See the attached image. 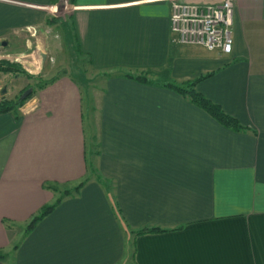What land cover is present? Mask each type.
I'll list each match as a JSON object with an SVG mask.
<instances>
[{
  "label": "crops",
  "instance_id": "1",
  "mask_svg": "<svg viewBox=\"0 0 264 264\" xmlns=\"http://www.w3.org/2000/svg\"><path fill=\"white\" fill-rule=\"evenodd\" d=\"M75 1L66 2L63 34H73L78 60L98 74L89 84L99 85L96 101L89 90L91 158L72 74H53L18 116L0 112V249L9 255L0 264H131V231L149 225L172 230L137 234L135 264H264V0H234L227 53L170 43V0ZM58 2L0 0V49L23 52L7 48L23 30L38 41L28 54L36 64V50L47 53L44 18ZM216 67L195 90L251 132L224 128L161 84L102 76L145 70L151 82L178 83ZM88 163L109 194L88 180L23 238L31 216L57 198L48 185L73 187Z\"/></svg>",
  "mask_w": 264,
  "mask_h": 264
},
{
  "label": "trees",
  "instance_id": "2",
  "mask_svg": "<svg viewBox=\"0 0 264 264\" xmlns=\"http://www.w3.org/2000/svg\"><path fill=\"white\" fill-rule=\"evenodd\" d=\"M56 1V0H54ZM69 3H74L76 2L75 0H67ZM58 6L55 5V10H60V8H57ZM69 17V16H68ZM44 21L46 24H51L54 25L55 23L57 25H62L65 26L63 24L62 21V17L61 16H51L50 14L48 16H46V18H44ZM69 37H71L74 40V48L77 50V52H81L82 50L79 49L77 42H76V38L73 36V34H70ZM88 61V60H87ZM88 65L90 66V61H88ZM222 66V65H221ZM223 67V66H222ZM219 68L216 67V69L214 70H204V72L196 74L190 78H182L180 79V81H178V83H174L173 81H166L164 83H162L161 81H157V82H151L149 81V79L146 77L147 73H149V71H145L143 70L142 73L137 74V73H125L124 71H119L117 74H113V73H104L102 74V76H104L106 78V76H125V78H129V79H134L137 80V82L143 83V82H148L150 84L155 85V83L157 84H161L162 86L166 87L167 89L170 88L174 91V93L176 94H181L184 98H186V100L190 103V104H194L198 107H200V109L204 110V112H206L210 117H212V119H214L217 123H219L220 125L224 126V128L227 129H232L235 130L237 132H243V131H247L249 130L251 132V130L244 126V125H240L238 123V120L236 119L235 116L232 115H228L226 113H224L222 107L219 104H216L214 102H212L207 96H204L201 93H198L197 90H195L194 86L196 85V83L201 80H203L204 78L208 77L209 75H213L216 73V71ZM0 72L4 73V74H16V75H24L27 78H29L32 82L31 83H27L25 84L22 88L20 93L12 95L10 97H8L5 94L0 95V112H12L15 114V116H18L20 113L18 111V108L25 102V99L27 97H30L34 94V92H36L37 89L39 88H43L48 82L54 80L57 78V75H51L50 77H48L47 79L43 80L41 79V75L39 74V72L35 73V74H30L28 73V71H26L24 69V67L22 66V64L19 63H15V61H10L7 59H3L2 57H0ZM32 88L33 91L29 94H27L25 97H23L22 99L19 98L20 94L26 89V88ZM97 154V149H95L94 151V155ZM89 169V175L86 176V178H84L83 180H79L78 182H76V184H74L73 187H63L61 190H59L60 188H58L56 185H48L49 188L51 187L52 190L57 192V198L51 202V204H43L40 207V211L38 214L36 215H32L31 218L29 219L27 226L24 227L23 229V238L25 236H27L28 231H30L34 226H36L38 224V221L40 218H42L44 215L46 216L47 214H50L51 211L53 210V207L57 204H59L61 201H63V199L67 198V197H75L76 195L79 194L80 188H83V186L86 184V182L90 179H93V181H95L96 183H98V185L101 186L102 190L104 191V194H109V189H108V185L107 182L104 180V178H102L100 175V173H97V170H95V168L93 169L91 167V164L88 163L87 164ZM111 195V194H110ZM112 199V196H110V201ZM112 204L114 205V217L117 218L118 220V225L120 226L121 229H125L126 225H124L125 222H123V219L120 218L119 213H118V207L115 206L114 202H112ZM174 228V227H173ZM163 230H172V229H167V228H163V227H156L154 225H149V226H144V227H139L137 228V230L135 231H131V235L129 237V239L127 240V256H126V260L129 261V263L131 264H135L134 262V254H133V238L140 233L143 234H149V232H161ZM16 248V247H15ZM7 257V252L2 251L0 249V260L4 261L6 260ZM11 264V263H9ZM13 264V263H12Z\"/></svg>",
  "mask_w": 264,
  "mask_h": 264
},
{
  "label": "rangeland",
  "instance_id": "3",
  "mask_svg": "<svg viewBox=\"0 0 264 264\" xmlns=\"http://www.w3.org/2000/svg\"><path fill=\"white\" fill-rule=\"evenodd\" d=\"M61 2L56 3L57 8H60V10H55V5L50 6L49 12L52 16L59 15L63 16V24L65 26L62 27V25H57L56 23L54 25L49 24L46 27V30H44L42 34V38L46 40V47L47 48V53L43 57V61L41 62V53L39 49L36 50V55H35V60L36 64L33 65L31 64L28 54L32 52V49L35 48V44L38 43L36 38L32 35H29L23 30H19L16 32L14 38H8V43H7V48L8 47H13L15 49H22L20 52L16 54V52H11V53H4L3 50L0 49V57L3 59H7L10 61H15V63L22 64L24 69L28 71L30 74H35L39 72L41 75V79L45 80L51 74H57L58 72L65 71L68 74H72L77 82L79 83L80 89H81V94L83 97V103H82V110L84 112L83 114V122H84V134L86 135L85 139V146H86V156L87 158H91V153L90 151L93 150L92 146V139L93 135L91 134V130L93 127V122H92V110H91V97L89 90L91 87H93V94L95 97V101L97 100L96 94L97 90L99 89V85H93L90 86V83H94L98 77V74L93 73L90 68H88V62L85 61L84 59H80L78 56L77 50L74 48V40L71 37L65 38L63 31L67 28L68 25V9L67 7L69 4H66L67 0H60ZM66 18V21L64 19ZM65 22V23H64ZM65 28V29H64ZM27 42V46H25ZM29 42V43H28ZM40 44L42 45V41H39ZM44 46V45H43ZM186 47V46H185ZM186 48H192L194 50H197V52H203L206 49L197 45L193 46H188ZM25 54V55H24ZM27 54V55H26ZM8 55V57H7ZM40 64L39 67H37ZM37 67V68H36ZM92 77V78H91ZM91 79L92 81H89ZM94 79V81H93ZM89 81V82H88ZM31 83L32 81L27 78L24 75H16V74H4L0 72V91L1 88L8 89L9 94L7 95L8 97L20 93L21 88L27 84ZM97 82V81H96ZM95 82V83H96ZM39 89L36 90L38 92ZM34 92V94L36 93ZM33 94V95H34ZM94 117V116H93ZM76 183V182H75ZM114 206V205H113ZM27 226V224H26ZM25 226V227H26ZM24 227L21 229V232L19 234L23 233ZM23 235V234H22ZM9 255H7L8 259ZM11 257V255H10ZM11 259V264L15 263L14 259ZM9 261V259H8Z\"/></svg>",
  "mask_w": 264,
  "mask_h": 264
},
{
  "label": "built area",
  "instance_id": "4",
  "mask_svg": "<svg viewBox=\"0 0 264 264\" xmlns=\"http://www.w3.org/2000/svg\"><path fill=\"white\" fill-rule=\"evenodd\" d=\"M233 3L234 0H170L169 42L173 45H197L209 51L227 53L231 48L229 28ZM31 64L35 65L33 61Z\"/></svg>",
  "mask_w": 264,
  "mask_h": 264
},
{
  "label": "water",
  "instance_id": "5",
  "mask_svg": "<svg viewBox=\"0 0 264 264\" xmlns=\"http://www.w3.org/2000/svg\"><path fill=\"white\" fill-rule=\"evenodd\" d=\"M1 43H2L1 45H3V46L6 45V41H5V40H4V41L2 40ZM44 55H45V53H44L41 57L43 58ZM32 91H33L32 88H30V87L28 88V87H27V88H26V89L20 94L19 98L22 99V98L25 97L28 93L30 94Z\"/></svg>",
  "mask_w": 264,
  "mask_h": 264
}]
</instances>
